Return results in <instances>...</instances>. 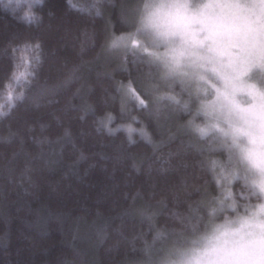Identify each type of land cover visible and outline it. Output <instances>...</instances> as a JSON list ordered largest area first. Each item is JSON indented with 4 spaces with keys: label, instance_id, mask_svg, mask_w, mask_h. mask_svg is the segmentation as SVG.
I'll return each mask as SVG.
<instances>
[{
    "label": "trees",
    "instance_id": "1",
    "mask_svg": "<svg viewBox=\"0 0 264 264\" xmlns=\"http://www.w3.org/2000/svg\"><path fill=\"white\" fill-rule=\"evenodd\" d=\"M148 2H0V264H156L259 201L192 91L114 44Z\"/></svg>",
    "mask_w": 264,
    "mask_h": 264
},
{
    "label": "rangeland",
    "instance_id": "2",
    "mask_svg": "<svg viewBox=\"0 0 264 264\" xmlns=\"http://www.w3.org/2000/svg\"><path fill=\"white\" fill-rule=\"evenodd\" d=\"M2 1L26 10L32 0ZM148 3L135 32L114 44L146 52L161 78L192 91L193 128L229 144L241 178L259 195L156 264H264V0Z\"/></svg>",
    "mask_w": 264,
    "mask_h": 264
},
{
    "label": "snow or ice",
    "instance_id": "3",
    "mask_svg": "<svg viewBox=\"0 0 264 264\" xmlns=\"http://www.w3.org/2000/svg\"><path fill=\"white\" fill-rule=\"evenodd\" d=\"M0 2H2V0H0ZM13 2L19 5L20 3L25 2V0H9V3H13ZM21 75H23V73ZM9 98L11 99V94H9Z\"/></svg>",
    "mask_w": 264,
    "mask_h": 264
}]
</instances>
